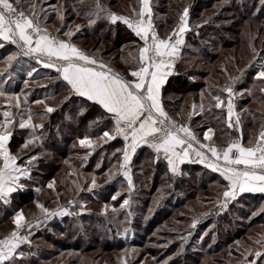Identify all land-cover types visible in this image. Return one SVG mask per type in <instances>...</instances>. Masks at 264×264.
Masks as SVG:
<instances>
[{
  "label": "rangeland",
  "instance_id": "rangeland-1",
  "mask_svg": "<svg viewBox=\"0 0 264 264\" xmlns=\"http://www.w3.org/2000/svg\"><path fill=\"white\" fill-rule=\"evenodd\" d=\"M10 1L15 3V0ZM32 4H35V9L31 7ZM21 5L28 15H31L35 11L40 17V25L47 28L58 39L69 41L71 38L76 37L72 42L81 48L83 45L84 51L96 58L98 62L105 63L106 65H108V62L112 67L116 65L118 67L117 71L122 74V66L128 63V59L119 58L115 62L111 61V58L114 56L121 57L130 52L132 53V49L125 51L124 49L122 50V47L129 46V48H132L131 46H134L135 41L129 37L128 42L123 43L120 48H115V44L112 42L113 38L121 39L126 34L119 23H111L108 21V23L98 25L95 27L98 33L93 35L92 31L94 27H92V21L88 20L89 14L86 9L79 8L82 5L78 1L71 3L68 0H21ZM67 16H71L70 20L72 23H70V20H65ZM57 30L63 33L72 32L73 35L69 38L63 35V33H58L59 31ZM116 30H119L121 33L117 35ZM260 36H263V32ZM259 46L261 49L258 52L259 55H257L256 64L260 70L259 65L264 63V59H262L264 58V43L259 42L257 47ZM192 50L194 53L192 57L194 58L190 64L205 68L206 66L200 62V52L196 49L194 50V48ZM10 56L18 58L15 61V67L18 70L14 69V72L8 70L12 61L8 59ZM47 62L46 58H42V62H38L35 56H23L21 50L16 45L10 41L0 39V80L5 82L10 78L11 81L8 86H16L21 91L23 90L24 93L19 91V93L11 96L7 95V97L10 100L13 97L15 103H17L16 98H18L19 106L24 103L26 104L21 111L18 110L17 115H23L24 120H27L29 115L32 116L30 124L27 125L37 126L35 128L31 126L32 131H35L38 125L46 120L47 114H49L46 112V107L53 108V106L59 104L68 92L67 89H64L62 92L52 96H47V93L43 92L42 88L46 83H53L59 79L58 74L52 68L44 66ZM29 72L32 73L31 76L28 75ZM129 73L130 71L127 72V74ZM256 74L254 76L255 82H246L247 89L240 91L241 94L239 92L240 95L238 97L246 96L248 99L246 103L239 106V112H243L239 118L242 122L249 120L258 122L262 128L264 115L261 117L260 112L264 114V95L262 96L261 94V89H264V81L256 79ZM0 92H2L1 88ZM236 92L238 91H235L237 95L238 93ZM30 94L32 97L29 102L28 98H30ZM38 100L44 103L37 104L36 101ZM72 101L81 105L78 107L79 112H83L89 105L75 99H72ZM89 108L90 112L95 114V116L93 119H90L88 126L95 124L97 121H100L99 125H102L103 120L106 119V115L99 113L94 106H90ZM250 109L252 110V114L247 112ZM67 115L71 118L68 122L71 124L74 123L75 118L72 116V113H67ZM184 116L180 117L179 115L178 119L182 118L183 123L187 126L189 125L195 135H197V130H204V128L212 129L215 126L213 119L210 118V114L206 113L202 105L192 106L189 111H185ZM189 118L191 120L190 122H188ZM4 121L5 119H2L0 123ZM175 122H178L179 125L183 124L177 120ZM101 127L96 129H101ZM251 127L258 130V126L252 125ZM230 128L233 130L237 129L236 126ZM107 131L112 135L111 130ZM103 132L102 134L100 133L101 135H95L94 138H89L93 142L92 148L80 145L79 140L84 137L75 138L70 141L68 148H74V153H69L66 159L63 160V164L81 163L83 166L91 153H95V156L91 166L92 171L85 173L80 168L75 169L73 165V172L76 176L69 179L65 177V174L62 175V182L65 180L68 182L65 185L68 191L65 190L66 192L63 194L50 193L47 191L48 185L49 183H53L54 185V182H46V179L43 177H33L31 175L28 169L32 161L31 157L22 158L23 163L18 162L21 166L27 168L30 173V178L28 176L21 181L23 184L21 188L27 189L29 187L38 189L39 191L36 192H39L40 196H36L34 202L19 207L9 216L5 224L0 225V239L7 232L14 230L15 225L13 219L18 212H22L25 223L31 225V228L26 226L21 229V235L25 232V236L28 237L31 243H25V246H21L19 251H23L25 255L23 258L17 257L16 264H25L29 261L30 257H36L41 249L47 252L50 248L56 250L57 254L52 255L50 260L42 261L44 264H52V261L53 264H76L70 263V260L78 258V256H82L80 258V264H106V260L111 257H113L112 264H147L151 260H156V257L158 260L153 264H177L178 260L182 262L185 260L179 255L176 261H170L176 253H179V249L178 251L171 252L172 250L167 249V244L177 242L178 246L181 247L184 241L189 242L187 251L190 255L188 260H193L192 264L194 262L196 264H234L237 262H240V264H264V255L260 257L255 256L256 251L264 253V198L242 195L234 200H229L227 206L222 207L225 202L222 194L225 184L216 174L208 172L203 167L199 168L200 165L196 167L189 165L184 167L179 173L184 180L180 183L179 180L176 181L165 171L164 166L159 161H155L152 157H147L144 152L138 161L131 164L128 170V174L132 180L131 187L129 186L127 177H117L114 181L112 180L109 188L106 187L100 191L98 187L105 186L104 184L110 181L112 176L116 174L118 168H120V163H123L120 162L119 157L116 160L111 159L113 153L119 151L120 154V147L114 142V139L102 138ZM40 135L41 133L29 139L26 143H35L37 146H41L38 138ZM103 154L106 156L104 157L106 159L104 163L102 161ZM51 157L55 161L60 160V156L56 153ZM146 162L147 164H145ZM102 163L104 166L105 163H110V166L108 165V169L104 170L103 173L95 175L93 171ZM116 164H118L117 168ZM33 179L38 184L35 187L29 182V180ZM93 179L96 181V187H92ZM40 185H45V188H40ZM202 186L205 189H202ZM103 192H107L108 202L97 203L93 199H89L92 196L103 194ZM187 193H190L194 197L186 201L187 198L185 196H187ZM114 196L116 199H113ZM125 199L129 200V204L121 207ZM12 200V202H17L16 198ZM70 201L72 202L71 204L69 203ZM176 202L177 204L175 205ZM38 204L43 205L49 211L59 212L64 208H68L69 211L77 213V216L80 213L85 215L91 209L97 213H112L110 215L107 214V217L116 225V228H119V234L125 238V244H128L131 238H135L137 241H141L143 246H127L106 251L101 246H97V239L99 237L94 235L89 229H86L89 242L88 246L91 247L87 253H81L82 251L78 248L69 246V248H66L64 243L72 242V239L71 237H65L64 233L69 231L67 226L73 222V216L58 214L45 219L44 217L47 214L38 207ZM229 205L230 207H228ZM227 209L232 211L230 212L229 218L222 220L225 226L220 233H212L213 223H200L204 219V216L208 218L207 212L212 210L217 214H221L222 211ZM77 220L78 225L83 224L89 226L91 224L93 228L98 227L100 224L94 217L90 216H87L83 220L81 218ZM179 228H182V230L187 228L189 231L179 235L177 231ZM127 229L128 232L126 233L125 231ZM50 231L53 233L50 237L63 238V241L56 242L57 244L53 241H44L43 236ZM258 241H261V243H257ZM216 243L220 247L213 249ZM31 247L33 249H30ZM164 248L165 250L162 252ZM208 248H212L213 250L207 254ZM135 250L139 252L134 253ZM149 253L154 257H150ZM93 255H101V257L92 259ZM195 258L200 259L197 260Z\"/></svg>",
  "mask_w": 264,
  "mask_h": 264
},
{
  "label": "trees",
  "instance_id": "trees-1",
  "mask_svg": "<svg viewBox=\"0 0 264 264\" xmlns=\"http://www.w3.org/2000/svg\"><path fill=\"white\" fill-rule=\"evenodd\" d=\"M68 1H70L71 3H74V1H78L82 5L79 6V8L86 9L89 14L88 20L92 21V27H94L92 31L93 35L98 33V30L95 27L105 24L106 22L108 23L109 16L106 13H101L98 16L92 14L94 11V0ZM100 2L105 9L112 13H123L124 15L131 17L137 14L140 0H100ZM151 6L153 11L154 24L159 33H165L172 30V28L179 22L180 16L185 9H187L189 16L186 40L182 48L181 56L176 63V72L168 77L167 82L163 88V104L167 110L169 117H171V119L174 121L177 120L183 123L182 118L178 119L179 115L180 117H183L185 115V111H189L192 106L196 107L198 105H202L206 113L210 114V118H212L215 123V126L212 127L213 135L211 136L212 139L210 140V142H213L214 144L216 143L215 145L227 144L229 142V138L237 134V129L233 130L232 128H227L225 126V106L223 105L221 108H216V101L213 99V97L219 95L221 99L225 101L224 98L226 96V92L224 91V88L226 86H231L234 91L240 92L247 89L248 86L245 85L246 82H255L254 76L259 70L258 65L256 64L257 54L261 49L260 46L257 47V45L259 44V42L264 43V0H151ZM70 19L71 16H67L65 18V20ZM70 23H72V21ZM119 24L126 34H124L121 39H117L115 37L113 38L112 42L115 44V48H120L123 43L129 41V37L132 38L129 30L125 28L121 23ZM116 32L118 33H116L117 35L121 33L119 30H116ZM262 32L263 36L261 37L260 35ZM58 33L62 34L63 32L59 31ZM74 39H76V37L71 38V40ZM105 39L107 40V38ZM132 40L135 41L134 46H131L132 48H129V46L122 47V50L124 49L125 51H128V49H132V53L130 52L129 54L123 55L121 57L114 56L113 58H111V61L115 62L119 58H123L125 60L128 59V63L122 66V74L127 73L138 65L135 49L138 47L139 41L133 38ZM187 43L190 44V46H188ZM83 47L84 46L82 45V48ZM193 48L194 50L196 49L200 52V62H202L206 66L205 68L190 64L192 59L194 58L192 57L194 54L192 50ZM17 59L18 58L16 57L11 61L10 67L8 68L9 71H15V61H17ZM195 61L197 60L195 59ZM107 64L112 67V65H110L108 62ZM117 68L118 67L116 65L112 67L115 72L121 74V72L117 71ZM10 81V78L5 82H2L0 80V88L4 93L3 96H0V121L2 119H6L3 116V113L5 111L12 113L13 120V123L8 126V130L12 132V135L9 139L10 151L18 157L17 161L19 163H23L22 158L24 159L25 157H36L37 159L32 160L30 166L28 165V169L30 170L31 175L33 177H43L44 179H46V182H54L52 188L48 187L47 191H49L50 193L52 192V194H63L64 192L68 191L65 187L68 182H66V180L62 182V175L65 174V177L69 179L76 176V174H74L73 172V165L75 166V169L80 168L85 173L92 171L91 166L93 164L95 156V153H91L83 166L81 163L63 164V160L66 159L67 155H69V153H74V148H68L70 141L75 138H82L85 136L94 138L95 135L98 136L101 135L103 131L110 130L112 122L111 115L100 109L96 104L74 94H70L68 86L63 81L58 79L56 80V82L48 84L46 83L42 88L43 92L47 93V96L56 95L62 92L64 89H67L68 92L62 99L60 97L61 102L59 104L53 106L55 111L47 114L46 120L41 123L43 125V128L39 127V125L41 124L38 125V128L35 131H32L33 129L30 128L31 126L20 128L19 121H21V117L24 116H18L17 114L18 110L21 111V109L26 104L24 103L21 104V106L17 107V103L14 102L13 97H11V100L9 99V97H7V95L11 96L21 91L16 86H8ZM21 92L24 93L23 90ZM48 93L50 94L48 95ZM240 94L238 93L235 98L238 109L240 105H243L248 101L246 96L238 97V95ZM261 94L263 96L264 92H261ZM31 97L32 95L30 96V98H28L29 102L31 101ZM67 97H70L77 101L85 102L86 105H89L83 112H79L78 107L81 105L77 104V102L75 101H72V99H66ZM90 106H94V108H96L99 113L106 115V119L103 120L102 125H99L100 121H97L95 124L88 126L90 119H93V117L95 116V114L90 112ZM251 109H253V107H251ZM251 109L247 110V112L252 114ZM67 113H72V116L75 118L74 123L71 124L68 122L71 118L68 117ZM262 115H264L263 112H260L261 117ZM190 121L191 120L189 118L188 122ZM241 123L243 126V130H256L255 128L251 127L252 125L258 126V130L261 129L258 122L249 120ZM99 127H101V129H96ZM68 131L70 132L68 133ZM201 131L202 130H197V135ZM40 133L41 135L38 138L40 140L41 146H37L35 143H26L27 141H29V139L35 137L36 135L38 136ZM213 137L215 139L214 141ZM216 137L219 139H217ZM246 139H248V135L244 134L243 140L246 141ZM114 142L117 143L119 147H121V141L119 138L116 137L114 139ZM25 145H27V147H25ZM143 152L147 157L153 158L152 154L149 151H143V149H141L139 152H137V155H135L133 163L139 160ZM54 153L60 156V160L55 161L51 159V156ZM102 156V161L104 163V161L106 160L104 157L106 156L105 154H103ZM118 157L119 151L113 153L111 159L116 160L118 159ZM68 159L70 160V158ZM159 162L164 166L165 171L173 179H175L176 181L179 180L180 183L184 181L183 178H181L180 174L177 175L170 173L167 170L166 165L162 161ZM103 163L95 168V170L93 171L95 175L103 173L104 170L108 169L107 166H110V163H105V166ZM145 164H147V162ZM189 165H192L193 167L199 166V164ZM117 167L118 164H116V168ZM201 167L202 166L200 165L199 168ZM117 177H122L119 168L116 174L112 176V179L104 184L105 186L98 187V189L102 191L103 188H109L112 180L114 181V179H116ZM29 182L33 184V187L38 185L36 184L37 182L34 179L29 180ZM41 187L45 188V185H40V188ZM201 188L205 189L203 186ZM36 191L37 190L35 188H20L14 192L9 203L5 204L3 201H0V225L5 224L9 216L14 213L19 207L34 202L36 196H40L39 192ZM106 194L107 192H103V194L92 196L89 199H93V201L97 203H106L109 201ZM247 196L254 198H264V195L262 194H248ZM185 197L187 198V201L188 199H192L194 196H191L190 193H187V196ZM13 198H16L17 202H12ZM176 204L177 202L175 203V205ZM228 207H230V205ZM231 211L227 209L225 211H222L221 214H217L215 213V211L211 210L206 213L208 218L204 216V219L202 218L203 220L200 223H213L214 226L211 229L212 233H220L225 226L222 223V220L229 218ZM107 214L110 215L112 213H97L91 209L89 213H85V215L80 213L78 216H73V222H71L67 226L69 231L64 233L65 237H71L72 242L64 243V246L66 248H78L82 251L81 253H87V251L91 247L88 246L89 242L86 235V229H89L94 235H97L100 238L97 239V246H101V248L106 251L120 249L127 246H143L142 242L137 241L135 238H131V241L128 244H125V238L120 236L119 228H116V225L108 219ZM83 216L94 217L96 221L100 223L99 226L93 228L91 224L89 226H85L83 224L78 225L76 222L78 221L77 219H85L86 217L83 218ZM177 231L179 232V235H182L183 233L189 231V229L186 228L182 230V228H179V230ZM125 232L127 233L128 229ZM132 233L134 234V232ZM51 235H53L52 231L44 235L43 240L53 241L55 244L63 241V238L50 237ZM188 243V241H184L181 247L178 246L177 242L168 243L167 249L172 250L171 252H175L176 250L178 251L179 249V253H176L175 256L170 259V261H176L177 257L180 255L181 258L185 261L182 262L178 260L177 264H192L193 260H188V257L190 255L187 251V248H189ZM22 246H25V244H23ZM219 247L220 245L218 246V243H216L213 249H218ZM30 249L33 248L31 247ZM213 249L208 248L207 254L210 253ZM164 250L165 248L162 250V252ZM138 252V250L134 251V253ZM55 254H57V252L54 249L50 248L49 250H47V252L41 249L36 257H30L29 261L25 264H44L42 261L50 260L52 255ZM99 256L101 257V255H93L92 259ZM149 256L152 258L154 257L151 253H149ZM81 257L78 256V258L71 259L70 263L80 264ZM200 258L195 259L198 260ZM157 260L158 258L156 257V260H151L150 262L148 261L149 263L147 264H153ZM51 263L53 264V261ZM112 263L113 257L106 260V264ZM194 264H196V262H194ZM234 264H240V262Z\"/></svg>",
  "mask_w": 264,
  "mask_h": 264
},
{
  "label": "snow or ice",
  "instance_id": "snow-or-ice-1",
  "mask_svg": "<svg viewBox=\"0 0 264 264\" xmlns=\"http://www.w3.org/2000/svg\"><path fill=\"white\" fill-rule=\"evenodd\" d=\"M141 8L138 19H129L118 16L104 8L100 0H94L93 15L106 13L111 21H123L137 37L143 42V46L138 48V67L130 70L131 77L134 80L125 79L119 73L107 67L105 63L98 62L96 58L82 51L76 45L63 39H58L51 35L47 28L41 27L40 17L33 11L31 15L25 13L21 6V0H0V39L10 41L16 45L21 54L26 57L35 56L38 62L42 58L47 59L44 64L47 68H54L60 74L63 81L67 83L70 94L84 97L87 101L98 104L111 115L114 120L115 135H110L108 131L103 132V137L109 140L116 136H122L125 141L131 140L126 147L135 151L136 147L143 143L151 147L159 156L162 152L167 160V165L172 173L178 171V164L183 163L189 156V151H195L199 162L207 164V167L213 171L219 172L228 182L227 189L223 192L224 204L227 206L229 200L236 199L239 193L246 191L264 193V131L260 133L259 140L255 147H245L239 140L230 142L225 148H217L209 145H200L199 149L193 148V142L199 144V140L189 127L177 125L169 117L161 103V88L167 77L171 74L174 67L173 61L179 50V45L183 44V39L172 41V37L161 38L153 28L151 22V7L149 0H140ZM31 7L35 9V4ZM187 9L180 17L179 32L188 30ZM148 19L145 20L144 17ZM62 19V17H61ZM59 31V30H57ZM63 35L71 37L72 32H65ZM173 35H176L174 33ZM259 55V54H257ZM10 56L9 61L15 59ZM264 59V58H262ZM260 70L256 74V79L264 81V63L259 65ZM32 75L31 72L28 73ZM224 91L228 94L227 113L229 127H232L233 88L226 86ZM264 92V89H261ZM4 93L0 92V96ZM17 99V107L19 101ZM66 99H70L67 97ZM215 107L221 108L224 101L219 95L214 96ZM37 104H43V101H36ZM55 111L52 107H46V112ZM3 116L6 118L0 123V201L9 203L11 194L17 191L22 185L19 181L22 176H29L27 168L17 165L18 157L12 155L7 148V143L12 135L8 126L13 123L12 113L5 111ZM32 116L27 120L21 117L20 128L30 124ZM239 124V117L236 119ZM33 128L36 125H31ZM43 128V125H39ZM209 128L204 134L206 140H211L209 135L212 133ZM81 146L93 147V142L88 136L79 140ZM27 147V145H25ZM201 149H207L214 159L206 157ZM37 159L31 157V160ZM124 163L120 165L121 169L130 160L129 151L125 150L123 154ZM222 161V163H221ZM242 166V167H241ZM128 177L129 186L132 185L131 177L128 171H124ZM95 179L92 180V187H96ZM49 188L53 183H49ZM37 191H39L37 189ZM113 199H116L114 196ZM72 203L71 201L69 202ZM129 204L125 199L121 207ZM49 217L56 215L75 216L77 213L71 212L68 208L57 211H49L43 205L38 204ZM115 211V209H113ZM15 228L9 234L0 239V264H16L17 257L23 258L24 252L19 251L25 243H31L27 236L21 235V229L31 228L30 224L25 223L22 212H18L13 219ZM257 243H261L258 241ZM264 255L259 251L255 256Z\"/></svg>",
  "mask_w": 264,
  "mask_h": 264
},
{
  "label": "crops",
  "instance_id": "crops-1",
  "mask_svg": "<svg viewBox=\"0 0 264 264\" xmlns=\"http://www.w3.org/2000/svg\"><path fill=\"white\" fill-rule=\"evenodd\" d=\"M10 2H11V1H10ZM149 2H150V7H151V22H152L153 28H154V30L156 31V33H157L161 38H169V37H172V41H173V42H175L176 39H183V41H184L183 44L179 45L178 54H177L176 58H175L174 61H173L174 67H173V69L171 70V74H170V75H172V74H174V73L176 72V63H177V60L179 59V57L181 56L182 48H183V46H184V44H185V40H186V32H187V31H185V32H183V33H180V32H179V25H180V22H181L180 19H179V22H178V23L172 28V30H170V31H168V32H165V33H159V32L157 31L156 27H155L154 20H153V11H152V6H151V0H149ZM140 8H141V3H139V7H138V12H137V14L139 13ZM183 13H184V11H183ZM183 13L181 14V16L183 15ZM115 14H116V13H115ZM137 14H136L135 16H131V17L126 16V15H124V14H117V15H118V16L127 17V18H129V19H133V20H135V19H138V18H139ZM181 16H180V17H181ZM144 19L147 20L148 17L145 16ZM186 19H187V25H188V19H189L188 14H187V18H186ZM109 21H110L111 23H113V22L111 21L110 17H109ZM116 22L121 23L125 28H127V29L129 30V32H130L131 35H132V38H133V39H136V40L139 41V45H138V47L135 49V52H136V54H137V60H138V48L143 46V42L139 39V37H137V36L135 35V33H134L130 28H128V26H127L126 24L123 23V21H116ZM41 27H43V26H41ZM43 28H45V27H43ZM48 32H49L51 35H53L52 32H50V31H48ZM174 33H176V35H173ZM53 36H54V35H53ZM2 40H3V39H2ZM65 41H67V40H65ZM70 42H71L72 44L76 45V46H77L78 48H80L82 51H84L83 48L79 47L76 43L72 42V40H70ZM84 52H85V51H84ZM85 53H86V52H85ZM46 60H47V59H46ZM137 64H138V63H137ZM107 67H109V68L112 69V67H110V66H108V65H107ZM137 67H138V65H137ZM52 69L55 71L54 68H52ZM112 70H113V69H112ZM132 70H133V69H132ZM55 72H56V71H55ZM56 73H57V72H56ZM57 74H58V76H59V79H60L61 81H63V79H62V77L60 76V74H59V73H57ZM120 75L123 76L125 79H128V80H134V79H135V78L131 77L130 73H129V74L125 73V74H120ZM170 75H169V76H170ZM169 76H168V77H169ZM168 77H167V79H168ZM167 79H166L164 85H163L162 88H161V103H162V105H163V107H164V110H165L166 112H167V110H166V108H165V106H164V104H163V97H162V95H163V88H164V86H165V84H166V82H167ZM63 82L67 85V83H66L65 81H63ZM236 93H239V92H236ZM76 96H77V95H76ZM235 96H236V94H235V91L233 90V95H232V97H231V100H232V102H233L232 125L237 127V130H236V131H237V134H236L234 137H236V136L239 137L240 142L243 144V146H245V147H253V145H254L256 142H258V140H259V136H260V133H261L262 131H264V123H263V127L261 128V130H243V126H242V123H241L242 121L240 120V118H239V124L236 123V119H237V117L241 116V113H243V112H239V109L237 108V103H236V101H235ZM81 98H84V97H81ZM84 99L87 100L86 98H84ZM224 99H225V101H224V106H225V121H224V124H225V126H226L227 128H230V127H229V120H228V113H227V101H228V99H229L227 93H226V96H225ZM89 102H92V101H89ZM92 103H94V102H92ZM94 104H95V103H94ZM96 105L99 106L100 109H102V107H101L100 105H98V104H96ZM102 110L105 111L104 109H102ZM111 119H112V118H111ZM180 125H183V124H180ZM184 126L189 127V126H187V125H185V124H184ZM189 128H190V127H189ZM110 130H111L112 135H115V132H114V120H112V122H111ZM207 131H208V128H205V129L202 130L198 135H196V137H197L198 140H199V144H196L195 142H193V148L199 149V148H200V145H209V146H213V147H214V146H217V145H215L213 142H210V140H206V139H205L204 134H205ZM244 134L248 135V139H246V141L243 140V135H244ZM209 135L212 136V135H213V131H212V133H210ZM116 137L119 138L120 141H121V147H120L119 159H120L121 156L123 157V154H124V151H125V150L129 151V153H130V160H129L128 163L125 165V168H124V169L119 168V169H120L121 176H122L123 178H126V176L124 175V171H125V170H127V171L129 170L131 164H133V160H134V158H135V155H137V152H139L141 149H143V151H144V150L149 151V152L152 154L153 159H154L155 161H156V160L162 161V162L166 165L167 170H168L170 173H172L171 170L169 169L168 165H167V160L164 158V154H163L162 152H161V153L159 154V156H158L157 153H156L151 147H149L147 144H143V143L139 144V145L136 147L135 151L132 152L131 149H129V148L126 147L128 144L131 143V140H130V139H129L128 141H125V139H124L122 136H116ZM234 137H232V138H234ZM232 138H231V139H232ZM231 139H229V142H230ZM229 142H228V143H229ZM228 143H227V144H228ZM218 145H219V144H218ZM225 145H226V144H225ZM226 146H227V145H226ZM7 148H8V150L10 151V149H9V141H8V143H7ZM201 150L205 152L206 157H208L209 159H214L213 157H211V154L207 152V149H201ZM10 153H11L12 155H14L11 151H10ZM1 163H2V162H1ZM123 163H124V162H123ZM123 163H120V165L123 164ZM221 163H222V161H221ZM189 164H199V165H201L203 168H205L208 172H211V173H213V174H216V175H217V176L223 181V183L225 184V188H224L223 192L227 189L228 182H227L226 180H224V178L221 176V174H220L219 172L213 171L211 168L207 167V164H206V163H205V164L200 163V162H199V157L196 156L195 151H191V150H190V151H189V156L186 157V158L184 159V162L178 164V171H177L176 173H172V174H177V175H179V173L183 170L184 166L189 165ZM17 165L21 166V165L18 163V161H17ZM21 167H23V166H21ZM241 167H242V166H241ZM24 168H25V167H24ZM27 177H28V176H22L21 179H20V181H19V184L23 186V184H22L21 181L24 180V179H26ZM127 178H128V177H127ZM19 189H20V188H19ZM13 194H14V193L11 194V197L9 198V201H10V199L12 198ZM248 194H262V195H264V193H262V192L246 191V192H243V193H239V194L237 195V197H238V196H242V195H248ZM237 197H236V198H237ZM20 234H21V233H20ZM23 235L25 236V232L23 233Z\"/></svg>",
  "mask_w": 264,
  "mask_h": 264
},
{
  "label": "built area",
  "instance_id": "built-area-1",
  "mask_svg": "<svg viewBox=\"0 0 264 264\" xmlns=\"http://www.w3.org/2000/svg\"><path fill=\"white\" fill-rule=\"evenodd\" d=\"M176 124L179 126V123H178V122H176ZM235 140H239V141H240L239 137L236 136V137L232 138V139L230 140V142L235 141ZM230 142H229V143H230ZM229 143H228V144H229ZM228 144H226V145H228ZM256 144H257V143H256ZM256 144H254L253 147H255ZM226 145L223 144V145H217V146H214V147H217V148H225V147H227ZM120 162H124L122 156L120 157ZM10 232H11V231L7 232L5 235L9 234ZM5 235H3L2 238H3ZM2 238H1V239H2Z\"/></svg>",
  "mask_w": 264,
  "mask_h": 264
}]
</instances>
